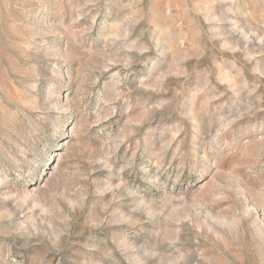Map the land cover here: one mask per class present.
<instances>
[{
  "label": "rangeland",
  "instance_id": "obj_1",
  "mask_svg": "<svg viewBox=\"0 0 264 264\" xmlns=\"http://www.w3.org/2000/svg\"><path fill=\"white\" fill-rule=\"evenodd\" d=\"M0 264H264V0H0Z\"/></svg>",
  "mask_w": 264,
  "mask_h": 264
}]
</instances>
